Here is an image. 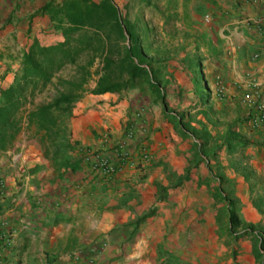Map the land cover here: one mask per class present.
Here are the masks:
<instances>
[{
	"label": "crops",
	"instance_id": "0c3cea01",
	"mask_svg": "<svg viewBox=\"0 0 264 264\" xmlns=\"http://www.w3.org/2000/svg\"><path fill=\"white\" fill-rule=\"evenodd\" d=\"M46 1L0 0V75L19 66L28 38L50 23L46 15H33ZM199 1L178 9L203 45L198 54L210 90L216 73L224 88L223 101H213L212 93L205 103L224 109L223 133L232 118L234 135L251 141V172L225 165L219 184L200 162L210 148L198 151L162 115L140 110L125 95H85L60 122L61 150L44 131L26 141L20 134L0 150V264H257L249 237L234 235L264 230L263 2L193 6ZM208 11L214 18L206 22ZM190 39L188 52L197 53ZM177 83L184 88L187 82ZM198 129L214 133L206 119ZM117 142L125 143L129 158L102 178L86 157L95 149L111 152Z\"/></svg>",
	"mask_w": 264,
	"mask_h": 264
},
{
	"label": "rangeland",
	"instance_id": "374dc122",
	"mask_svg": "<svg viewBox=\"0 0 264 264\" xmlns=\"http://www.w3.org/2000/svg\"><path fill=\"white\" fill-rule=\"evenodd\" d=\"M193 1L195 0H49L42 3L33 15H36L37 19L46 15L50 23L46 27L40 26L35 30L36 33L28 38L19 61H16L19 66L10 71L11 74L7 71L0 75V106L5 101L3 92L11 86L14 90L12 96L17 99L18 109L14 116L19 130L12 142L20 134L23 138L21 136L19 138L26 141L30 139L29 135L41 131L31 116V113L40 106L52 103L61 95H76L74 102L85 95H95L97 93L94 90L102 78L109 82L125 80L128 77V62L125 61L121 65L120 58L124 56L125 47L131 42L128 31L132 30L137 34L140 44V57L148 62L141 63L140 66L147 69L149 79L142 76L136 80L133 88H126L114 94L125 95L129 101L140 103L138 106L140 110L145 107L144 110H151L154 114L162 115L166 122L174 123L173 126L177 127L181 134L193 139L191 144H194L201 153H204L205 148H210L211 157L200 156V162L208 167L213 181L223 184L225 177L222 171L225 165L234 171L243 166L245 171L251 172L248 160L252 156L246 153V149L252 145L246 147L232 145L230 140H243L233 133L232 125L235 120L232 118L228 120L229 131L223 133L227 122L220 120V117H223L220 113L224 112V109L215 107L216 103H205L212 97V93L215 98L213 101H223L224 88L220 76L216 73L212 87L214 92L210 90L203 71V60L201 54H198L203 45L199 39H194L195 28L188 27L185 16V20L182 21L183 15L178 9L179 6L187 9ZM200 2L202 0L193 6L203 4ZM109 5L117 10L122 33L113 28L114 16L106 10ZM203 18L206 22L213 20L214 13L208 11ZM101 21L106 25L98 29L97 25ZM89 37H93L94 40L90 46H85L83 42ZM191 37L193 39H190ZM189 39L193 43L195 40L196 44L192 46H196L197 53L188 52ZM8 46L4 45V48ZM54 46L69 50L78 47L79 51L74 55L73 62L64 60L59 68L55 67L46 82H41L42 78H37V84L34 86L26 80L28 77L26 79L22 77L28 71L24 56L30 53L36 59H40L47 48ZM181 51L184 54L179 57ZM54 54L59 56L56 51ZM133 59L135 62L139 61L135 56ZM107 60L111 61L109 65L106 64ZM181 70L186 72L185 77L175 75ZM151 71L154 73L153 79ZM179 78L191 85L190 91L184 90L187 83L184 88L178 85ZM151 80L157 84L163 98L151 89L149 85ZM69 107L60 104L52 108L53 114L60 122L62 121V124L66 123L69 116ZM203 119L208 120L214 133L208 131L203 133V129H198ZM260 144L264 147L263 143ZM220 150L225 152L222 159L219 158ZM208 159L209 162L206 163ZM250 236L249 234V242L253 243L254 239ZM200 239V236L196 237L199 248L197 254L204 251L200 249L201 245L204 247ZM260 252L263 254L264 249ZM256 260L259 264L261 259Z\"/></svg>",
	"mask_w": 264,
	"mask_h": 264
},
{
	"label": "trees",
	"instance_id": "16d2710c",
	"mask_svg": "<svg viewBox=\"0 0 264 264\" xmlns=\"http://www.w3.org/2000/svg\"><path fill=\"white\" fill-rule=\"evenodd\" d=\"M106 10L109 12L111 16H114V23L113 28L122 33V26L121 22L117 16V10L114 6L109 5L106 7ZM106 24L101 21L97 27L98 29H101ZM129 37H130V44L129 46L125 47L124 56L120 58V63L123 65L125 61L128 62L127 67V73L128 77L123 81H116V82H109L103 80V78L98 83L97 89L94 90L95 93H119L121 90L126 88H133L135 86V82L138 78L142 76H146V78L149 79L148 71L144 67L140 66L141 63H148L144 58L140 57V44L137 39V34H135L132 30L128 31ZM95 35V34H94ZM94 40L93 37H89L87 41L85 40L83 44L85 46H90L92 41ZM56 51L59 56H56L54 52ZM42 51V50H41ZM79 51V48L74 49H63L60 46H54L47 48L44 53L42 54L40 59H36V57L26 54L24 56V62L26 65V69L28 70L25 74L22 75L29 83H32L34 86L37 84V78H42L41 82H46L48 80V77L52 72L56 69L55 67L59 68L62 63H64V60L72 61L74 60V55H76ZM72 53V54H71ZM137 57L139 59L138 62H135L133 57ZM57 62V63H55ZM111 61L107 60L106 64H110ZM41 67H40V66ZM31 76V77H29ZM151 77L153 79L154 73L151 71ZM149 85L151 86V89L158 94L160 98H163V95L161 94V91L157 87V84L153 82V80L149 81ZM13 88L12 86L7 88L3 95L5 97L4 104L0 106V150L6 149L9 145H11V142L16 134V132L19 130L18 122L16 120V117L14 114L16 113V110L18 109L17 105V99L13 95ZM76 95H61L58 98H56L52 103L44 106H40L37 108V110L33 111L31 113V116L36 120V123L38 124L39 130L44 131L45 134L48 137H51V140L53 142V147L57 150H61L63 148V145H61L58 138H62V125L60 121L55 117L53 114L52 108L59 106L60 104H65L66 106H71L73 104L74 100L76 99ZM232 145L235 146H241L246 147L251 144L250 141L247 140H230ZM118 149L116 145L110 149ZM123 163V162H122ZM88 164V162H87ZM88 166H90L88 164ZM102 178H110L112 175L107 176L100 174ZM148 216L145 215L144 217ZM237 221L235 209L231 210L230 213V222L231 227L235 225ZM253 237V243H254V249L253 254L256 257V259H261L259 261V264H264V253L260 252L261 249H264V230L260 229L257 232H253L250 230H244L241 233L235 234L234 238H247ZM3 237V236H2ZM9 238V237H8Z\"/></svg>",
	"mask_w": 264,
	"mask_h": 264
},
{
	"label": "built area",
	"instance_id": "2783aa9c",
	"mask_svg": "<svg viewBox=\"0 0 264 264\" xmlns=\"http://www.w3.org/2000/svg\"><path fill=\"white\" fill-rule=\"evenodd\" d=\"M262 2L264 10V0H262ZM116 147L118 149L114 148L111 152L95 149L88 154L86 161L90 165V168L103 175H113L117 168H120L121 165L125 164V160L129 158V152L126 149L124 142H117ZM1 186L2 184L0 182V187ZM3 238L8 239V237L4 236Z\"/></svg>",
	"mask_w": 264,
	"mask_h": 264
}]
</instances>
